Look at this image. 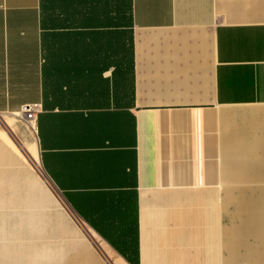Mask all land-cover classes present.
<instances>
[{"label": "crops", "instance_id": "1", "mask_svg": "<svg viewBox=\"0 0 264 264\" xmlns=\"http://www.w3.org/2000/svg\"><path fill=\"white\" fill-rule=\"evenodd\" d=\"M0 264H264V0H0Z\"/></svg>", "mask_w": 264, "mask_h": 264}, {"label": "built area", "instance_id": "2", "mask_svg": "<svg viewBox=\"0 0 264 264\" xmlns=\"http://www.w3.org/2000/svg\"><path fill=\"white\" fill-rule=\"evenodd\" d=\"M41 109V105L38 103L26 104L18 112L15 113V116L25 120L30 127L35 130V123L37 119V114Z\"/></svg>", "mask_w": 264, "mask_h": 264}, {"label": "rangeland", "instance_id": "3", "mask_svg": "<svg viewBox=\"0 0 264 264\" xmlns=\"http://www.w3.org/2000/svg\"><path fill=\"white\" fill-rule=\"evenodd\" d=\"M36 165H37V164H36ZM36 165H35V166H36ZM37 166H38V168H39V165H37ZM38 170H41V169L39 168Z\"/></svg>", "mask_w": 264, "mask_h": 264}]
</instances>
